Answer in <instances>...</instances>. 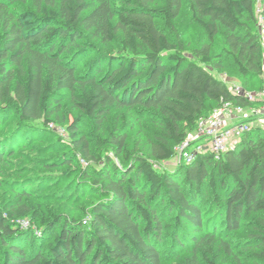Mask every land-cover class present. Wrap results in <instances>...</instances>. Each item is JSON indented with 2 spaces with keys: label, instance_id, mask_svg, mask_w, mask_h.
Masks as SVG:
<instances>
[{
  "label": "trees",
  "instance_id": "obj_1",
  "mask_svg": "<svg viewBox=\"0 0 264 264\" xmlns=\"http://www.w3.org/2000/svg\"><path fill=\"white\" fill-rule=\"evenodd\" d=\"M203 29L206 41L193 47L189 41L172 40L158 26L163 17L171 26L185 4ZM18 6H22L18 9ZM260 18L264 22V5ZM258 22L255 0H129L116 11L112 0H0V127L16 116L20 128L0 144V162L14 155L16 146L39 139V130H22L42 120L47 129L61 110L68 92L82 112L68 126L72 156L50 166L83 161L101 162L81 170L85 189L99 195L86 212V221L64 216L44 223L43 244L33 230L18 221L39 217L38 208L26 204L0 206V264H164V247L192 254L176 264H218L215 248L240 261L229 237L243 231L241 248L253 264L264 262V129L245 133L220 159L205 153L175 171H161L156 164L172 159L175 147L208 116L225 103L245 109L258 108L234 92L205 64L219 66L213 48L222 34V52L231 58L247 84L263 89L264 38L254 32ZM122 32L121 52L93 58L87 71L81 60L95 48L94 38L113 41ZM191 54L192 57L188 55ZM249 87V86H248ZM210 104H215L206 112ZM156 112L161 133L149 154L129 150V128L108 131L103 144L114 146L122 159H102L92 152V142L81 133L82 116L102 125L114 109ZM62 140L51 145L57 150ZM69 172L66 170L64 175ZM20 199L31 188L15 189ZM85 195V194H84ZM174 216L172 236L167 218ZM43 226V227H44Z\"/></svg>",
  "mask_w": 264,
  "mask_h": 264
},
{
  "label": "rangeland",
  "instance_id": "obj_2",
  "mask_svg": "<svg viewBox=\"0 0 264 264\" xmlns=\"http://www.w3.org/2000/svg\"><path fill=\"white\" fill-rule=\"evenodd\" d=\"M129 0H112L114 9L118 12L122 8L128 6ZM258 15V22L252 24L254 32L260 35L261 40L264 38V22L259 16L261 7L264 5V0H255ZM163 0H153V5H160ZM22 6H18L21 9ZM158 26L172 40L189 41L193 47L200 45L206 41L203 29L194 21L189 4H185L179 17L171 26H167L165 19L159 17L157 19ZM122 32L118 31L113 41L102 42L99 39L87 38L86 43L95 46L90 50L88 57L81 60L79 68L80 72L87 71L91 65L93 58L97 56H108L121 52ZM226 45L225 37L220 34L213 48L214 60L219 66L213 64H205L206 68L214 75L224 80L228 86L234 90L240 88L243 91H256L253 89V82L247 84L241 77L233 60L222 52V48ZM190 57L191 54L188 53ZM249 86V87H248ZM62 107L59 112L53 116V120L47 129L43 130L44 124L42 120L35 121L25 125L22 130H39L43 136L39 139L24 143L23 140L17 144L14 155H5L3 162H0V206H10L26 204L29 207L38 208L39 217L33 218L29 216L18 221V225L24 230H33L40 237L39 243L43 244L50 239V233L45 235L44 223L61 219L64 216H72L77 220L86 221V212L93 202L99 199V195L87 188V193L80 197L72 196L71 193L78 189H85L86 182L89 180L83 179L81 170L85 167L92 166L94 169H101L103 164L100 162L87 163L79 157L73 158L72 162L61 166H50L54 160H62L64 153H68L69 157L72 152L69 146L68 126L82 112L76 107L73 97L70 93L65 92L63 95ZM216 106L210 104L208 112ZM256 113H246V115L238 114L239 120L250 119L254 126L264 129V117H257ZM258 119H257V118ZM241 118V119H240ZM159 115L151 110L138 108L136 110L114 109L109 118L100 125L95 119L87 116H82L79 121L80 131L86 135L92 142V152L100 155L102 159L112 158L115 161L122 159L121 155L116 153L114 146L101 143L107 138L108 131L117 130L123 126L129 128L128 147L129 150L136 153L149 154L151 152L152 143L158 138L161 133L159 126ZM20 128L19 121L16 116H9L0 127V144L8 141L17 129ZM241 139V138H240ZM57 140H62L58 145L57 150L47 151L51 145ZM181 164L175 159L162 161L156 164V168L161 171H175ZM69 172L64 175L66 170ZM28 190L31 188L33 194L22 199L16 194L15 189L22 188ZM174 216L167 218L170 227L167 229L168 235L172 236ZM44 226V227H43ZM247 228V227H245ZM243 231L232 233L229 237L231 246L238 253L240 261L246 264L255 263L252 257L249 256L252 250L247 252L241 248L246 240V229ZM164 247V264H176L180 259L192 254V249L181 251L171 244ZM219 255L218 264H234L235 260L222 249L215 248ZM264 264V262L262 263Z\"/></svg>",
  "mask_w": 264,
  "mask_h": 264
},
{
  "label": "built area",
  "instance_id": "obj_3",
  "mask_svg": "<svg viewBox=\"0 0 264 264\" xmlns=\"http://www.w3.org/2000/svg\"><path fill=\"white\" fill-rule=\"evenodd\" d=\"M262 77L264 80V65ZM233 91L249 100L259 101L260 106L245 109L241 106L233 107L229 103L223 104L208 116L199 119L196 128L175 147L173 159L180 164H190L197 155L205 153H211L216 159H220L226 151L238 144L245 133L254 129L250 119L236 122H231V119L235 115L250 112L256 113L257 117H264V85L260 91H243L240 88Z\"/></svg>",
  "mask_w": 264,
  "mask_h": 264
},
{
  "label": "crops",
  "instance_id": "obj_4",
  "mask_svg": "<svg viewBox=\"0 0 264 264\" xmlns=\"http://www.w3.org/2000/svg\"><path fill=\"white\" fill-rule=\"evenodd\" d=\"M238 117H239L238 115L233 116L232 119H231V120H232L231 122L240 121ZM256 118H257V117H256ZM258 118H259V117H258ZM258 118H257V119H258ZM262 118H263V117H262ZM240 119H241V118H240Z\"/></svg>",
  "mask_w": 264,
  "mask_h": 264
}]
</instances>
